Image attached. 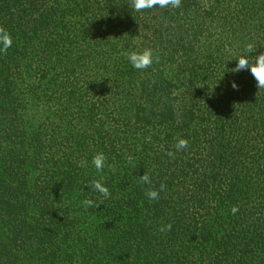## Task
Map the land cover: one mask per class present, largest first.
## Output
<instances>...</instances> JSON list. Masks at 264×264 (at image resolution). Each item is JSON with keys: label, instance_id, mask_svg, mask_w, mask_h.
Segmentation results:
<instances>
[{"label": "trees", "instance_id": "16d2710c", "mask_svg": "<svg viewBox=\"0 0 264 264\" xmlns=\"http://www.w3.org/2000/svg\"><path fill=\"white\" fill-rule=\"evenodd\" d=\"M0 26V264H264V89L233 72L264 0H0ZM138 47L160 61L132 69Z\"/></svg>", "mask_w": 264, "mask_h": 264}, {"label": "clouds", "instance_id": "9594fccd", "mask_svg": "<svg viewBox=\"0 0 264 264\" xmlns=\"http://www.w3.org/2000/svg\"><path fill=\"white\" fill-rule=\"evenodd\" d=\"M183 0H131V7L136 12H142L143 10H150L155 7L162 9H179L181 8ZM13 36L11 32L0 26V54H5L13 47ZM259 47L255 43H247L245 48L241 50L234 59L237 63L233 72H240L247 70L256 82L257 89H264V51H258ZM121 55L126 59L130 67L137 72H143L150 69L154 63L160 61L159 50L153 47L142 48H128L121 52ZM231 88L236 90L239 85L235 82H231ZM189 140L183 137L176 139L174 148L175 152L169 151L167 155L174 157L176 153L188 149ZM107 157L103 152H97L92 156L91 165L95 168L96 173L100 174L99 179H93L86 185L90 187L94 192L99 193L102 197H110L111 193L108 186L105 183V176L103 175L106 167ZM88 162L81 161L78 166L86 167ZM143 184L151 185L152 178L148 174H143L141 177ZM166 185L160 184L159 189L150 187L145 193L149 201H158L160 199V193L164 191ZM82 205L85 209H93L99 207L96 200L91 198H85L82 201ZM239 211L238 207L233 206L231 212L235 215ZM172 230V224H164L159 228L161 233L170 232Z\"/></svg>", "mask_w": 264, "mask_h": 264}, {"label": "rangeland", "instance_id": "374dc122", "mask_svg": "<svg viewBox=\"0 0 264 264\" xmlns=\"http://www.w3.org/2000/svg\"><path fill=\"white\" fill-rule=\"evenodd\" d=\"M166 30L165 29H162V30H160V32L158 33V37L159 38H166Z\"/></svg>", "mask_w": 264, "mask_h": 264}]
</instances>
